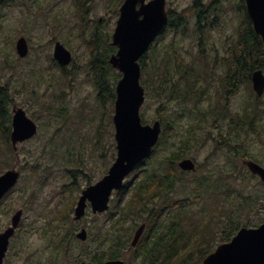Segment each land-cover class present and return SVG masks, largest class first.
<instances>
[{
  "label": "rangeland",
  "instance_id": "1",
  "mask_svg": "<svg viewBox=\"0 0 264 264\" xmlns=\"http://www.w3.org/2000/svg\"><path fill=\"white\" fill-rule=\"evenodd\" d=\"M119 1L91 0L85 16L76 15L72 0H11L0 4V84L7 86L12 94L11 108L15 104L23 106L39 127L34 137L19 145V158L15 151L7 149L0 157L10 156V167L0 163V167L5 166L4 171L13 167L22 171L16 187L0 203V232L11 223L13 213L23 209L21 224L13 236V249L5 264H21L23 260L24 264H34L26 259L35 251L48 250L51 237H57V241L60 237H72L68 249L73 251L85 248L98 250L101 236L107 234L119 218L120 209L130 198L137 181L150 179L155 173L167 175L165 157L168 156L176 162L189 156L197 158L199 163H206L205 159L216 145L209 134L211 130L215 131V124L212 121L205 123L206 120L199 118L198 103L173 97L159 98L156 87L163 84V94L171 95L181 58L195 63L204 73L210 71L211 64H215L214 69H220L216 63L227 53L229 44L237 39L243 20L238 11V0H222L216 10L219 24L205 31L202 43L193 24L196 19L195 0H167V10L176 15L174 21H178L181 13L185 24L180 25L177 31L168 27L148 51L145 64L149 84L143 82L142 73L146 99L141 116L147 123L160 118L163 123L171 122L176 128L167 134L146 164L128 176L126 192H114L108 211L93 213L89 207L84 218L74 220V207L82 189L89 182L103 177L117 155L112 117L115 103L110 97L99 98L89 60L94 54L93 49H97L95 54L99 53L102 60L112 54V34L119 16L117 6L123 0ZM101 17L105 20L99 23ZM96 28L100 37L95 39H99V43L91 47L87 38ZM21 36H25L30 45L26 57H21L16 48ZM58 40L73 53V61L65 69L54 60V45ZM107 70L111 84L116 85L121 72L112 66ZM152 77L155 83L150 81ZM200 83L209 91V96L220 89L216 87V78L210 81L202 78ZM239 90L232 100V114L236 119L239 117L236 113H240L237 111L245 106L247 99H252L247 86L243 85ZM255 131L248 134V148L254 156L264 158V144L259 141V132ZM3 142L0 137V146ZM203 172L209 173V170ZM169 174L174 176L173 172ZM178 175L171 178V193L177 198L192 197L191 189L196 179L208 178L197 177L181 169ZM205 185L208 193L200 202H190L173 210L168 203V208L159 218L162 224L158 225L164 233L183 235L177 243V247L184 251L183 256L175 264H203L205 255L217 247L223 229L210 244H194V236L202 227L201 221L207 215H218L216 206L225 213L224 219H228L230 212V216L240 213L237 219L242 223L251 221L255 225L264 218L260 210L249 212L247 208L251 199L262 197L264 193L261 183L247 172L234 169L232 177L217 178L214 185L209 178L208 185L211 186ZM115 197L119 199L114 200ZM168 197L158 200L167 201ZM115 204L120 205L116 210ZM114 212L116 216L111 219ZM181 213L189 215L185 225L179 224L178 217L183 215L178 214ZM134 218L138 223L146 219L137 215L127 217L125 237L132 236L138 225L133 222ZM81 228L88 231L86 241L76 236ZM150 232L156 233L155 228L150 226ZM172 239L176 241L177 237Z\"/></svg>",
  "mask_w": 264,
  "mask_h": 264
},
{
  "label": "water",
  "instance_id": "2",
  "mask_svg": "<svg viewBox=\"0 0 264 264\" xmlns=\"http://www.w3.org/2000/svg\"><path fill=\"white\" fill-rule=\"evenodd\" d=\"M248 13L253 21L255 31L264 42V0H246ZM169 16L166 0H125L121 6L113 33L112 45L118 47L110 57V63L122 73L116 86L115 139L117 157L108 172L97 182L83 189L74 212V219H82L90 205L94 213L105 212L110 208L114 190L124 186V179L136 167L150 156L158 143L162 132V123L155 120L152 124L144 123L141 107L145 102L146 90L141 83V59L149 50L157 36L166 28ZM17 52L25 57L29 52V43L25 37L17 41ZM54 58L63 66L72 62V52L60 41L54 48ZM253 88L261 96L264 93V72L256 69L252 74ZM11 141L19 157V143L38 133V124L26 109L20 105L12 108ZM246 164L254 174H260L264 180V168L248 160ZM179 165L184 170L196 169L191 158L182 159ZM21 170L17 167L0 174V202L17 184ZM23 216V209L17 210L11 224L0 232V264L9 248L10 239L15 234ZM146 223L135 233V245L142 235ZM77 237L86 240L88 231L82 228ZM105 264H125L122 260H112ZM203 264H264V222L258 226H242L230 241L220 243L203 259Z\"/></svg>",
  "mask_w": 264,
  "mask_h": 264
},
{
  "label": "flooded vegetation",
  "instance_id": "3",
  "mask_svg": "<svg viewBox=\"0 0 264 264\" xmlns=\"http://www.w3.org/2000/svg\"><path fill=\"white\" fill-rule=\"evenodd\" d=\"M72 1L76 7V15L85 16L88 11L86 7L87 5H90L91 0ZM121 1L122 0H120L119 2ZM123 2L124 0L120 5L117 6L119 16L121 14V6ZM221 3L222 0H195L193 6L195 7V9L198 8V12L195 13L196 19L193 24L196 25V29L200 34V43H202V35L205 33V31L209 28H214V26H217L219 24V22L217 21L218 12L216 10L217 6ZM169 19V23L172 24L170 16ZM104 20L105 18L101 17L99 18L98 22L102 23ZM184 20L185 18H181L178 16V21L176 22L174 31H177L180 25L185 24ZM219 20L221 23V14L219 15ZM94 33H98L97 28L95 29ZM227 57L228 47L227 53L223 57H221V60L219 62L216 63L220 67V69H214L213 66H215V64H211L212 68L210 69V71H208L215 75L214 78H216V80L218 81L216 87L220 89L213 96L208 95L209 91H204L202 98L198 103V109L200 107L204 110L211 111L207 116H199V118L206 120L204 121L205 123L212 121L215 124L213 127L215 131L211 130L209 134L211 135L210 140H213L216 145L214 146L212 153L209 155L208 159H205L207 161L206 163H199L197 161V158L184 156L183 158H180L178 160V164L182 159H193V161L196 163V170H186V172L196 174L197 177H208L210 178V182L212 183V185L216 184L217 178L227 179L232 177L233 171L235 169L237 171H241L242 173L247 172L248 175H252L264 187V180L262 176L260 174H254L246 164V161L251 160L258 163L260 166H262V168H264V158L254 156L253 152L248 148L247 144L248 134L250 133V131L256 132L255 130L259 132L261 139L259 141L264 144V93L259 96L254 91L252 99L250 101L247 99L245 101V106L241 107L237 111L240 112L236 113L237 115H239V117H237V120L235 118V114H232V100L235 93L237 94V91L240 87H243V85L238 86L239 88L237 90H232V85L221 84L217 77V74H223L228 69L227 64L231 60ZM147 59V57H144L142 62H146ZM178 62V73H176V75L178 74L177 78L181 74L179 73V70L182 69V67L179 68L180 65H191V69H195L199 73L198 85H200V90H206V88H202L203 84L201 85L200 81L202 78L207 77L208 72L204 73V70H198L199 67L195 63L189 62L183 58L179 59ZM256 69H262L264 72V66L262 64L261 66H259V68ZM256 69H254L252 73ZM206 79L208 80V78ZM160 121L163 123L161 119ZM207 169L209 170V173L203 172ZM163 177L164 179L162 181V185L168 184V176L163 174ZM165 196L166 192H164L160 198ZM155 203L156 206L160 205L161 211L157 215H161L162 211L166 209L168 205H163V200L158 201V197L156 198ZM258 209H260L264 217V193L262 197L258 196ZM149 216L146 215V219H141V221H139L132 236L131 234H129L127 237H107L106 234L102 235L98 250L92 251L90 249H81L79 251H73L71 249H68L70 239L72 237H60V240L58 241L57 237H51L48 240L50 242V246H47L48 250H45V252L35 251L33 252L32 257H29L26 260L27 262L29 260H32L34 264H105L108 261L117 259L122 260L125 264H175L178 261L169 262V256L174 255L181 260L184 251L182 249H177L176 246L183 235L164 233L163 229L157 231L156 233H151V222H153L155 218H152L151 214ZM133 222L135 224L137 223V221ZM263 222L264 218L260 223L257 224V226L262 224ZM143 223H146V227L138 242L134 245L133 240L135 239V233ZM172 237H177L176 241H174ZM14 238L15 237H11L4 264L7 262L8 255L13 249L11 248V245ZM232 238L233 237H231L229 240L220 239L219 243L230 241ZM43 245L45 246L47 244ZM215 248L216 247H214V249ZM24 263L25 261L23 260L21 264Z\"/></svg>",
  "mask_w": 264,
  "mask_h": 264
},
{
  "label": "trees",
  "instance_id": "4",
  "mask_svg": "<svg viewBox=\"0 0 264 264\" xmlns=\"http://www.w3.org/2000/svg\"><path fill=\"white\" fill-rule=\"evenodd\" d=\"M8 1L11 0H0V4H3ZM237 3H238V10L242 15L243 20L241 25L239 26L237 39L233 40L228 46L227 58L231 60L227 64L228 69L223 74H217V77L221 84L232 85V90H237L239 88L238 86L241 85L247 86L248 93L250 97H252L254 94V89L252 88L251 73L254 69L259 68L261 64L264 66L263 39L261 35H259L254 29L252 19L248 14L245 5V0H238ZM196 9L198 12V8ZM169 14L171 16V19L175 20L176 15H174L172 12H170ZM179 17L183 18V15L180 14ZM82 20H84V18H82ZM174 26L175 25L172 24L170 28L173 29ZM97 36L100 37L99 33L97 34L91 33L90 37L87 38V42L91 47L95 46V43H99V39H95ZM96 50L97 49H93L94 54H92L89 60V66L91 67V70L93 71L94 74L93 83L95 84V87L99 92L98 96L101 100L110 97L111 100L115 101L116 93H115L114 83L111 84L112 81L109 80L108 70H107L108 66H110L108 62L109 56L108 55L105 56L104 60H102L99 56V53L95 54ZM111 50L112 52H114L116 48L113 47ZM148 56H149V52L146 53L145 57ZM147 69L148 67L145 64V62H142V71L144 77L143 82L148 85L149 81L146 78ZM179 73H181L180 76L178 78L174 77L173 79L174 90H172L171 95L168 97L166 96L165 93L163 94V89L161 88L163 84L160 83V86L156 87L158 97L159 98L173 97V98H178V100H184V101L190 100V101H194L195 103H199L204 91L206 92V90H200V85H198L199 73L195 69L192 70L191 65L188 64L183 65L182 69L179 70ZM121 76L122 75L120 73L119 77ZM214 76H215L214 74L208 72L206 78H208V80H211L212 78H214ZM150 81L152 83L156 82L154 77H152ZM109 86H111L110 89ZM12 101H13V97L9 88L7 86H2L0 84V137L3 138V140L5 141L3 142V145L0 146V157L2 152H6V149L9 152H14L13 146L10 142V131L12 128V116H11ZM210 112L211 111L204 110L199 107V111L197 115L201 117H205ZM163 125H164V130L162 137L159 143L157 144V146L155 147V149L153 150L152 156L157 152V148L159 147V145L168 136L167 134L170 133L172 129L175 130L176 128L175 126H173V123L171 122H164ZM9 158L10 156H7L3 159L0 158V163L2 162L3 164H6V167H10ZM149 159H147L146 162ZM165 161L168 163L167 166V176L169 178L168 184L162 185V181L164 179L162 173H155L152 175L150 179H143L139 182H136L132 187V194L130 198L127 200L126 204L123 205L120 209V212L122 213L120 214L119 218H117V220L113 222L112 228L108 230V233L106 234L107 237H124L125 230L127 229L126 218L135 215L140 217H145L146 215L149 216L151 214L152 218H155V220L151 222V226L155 228L156 232L162 230L161 229L162 227L158 225V224H162V222L159 219L161 215L160 214L157 215L161 211V207L160 205L154 206L153 204L156 202V198L158 197L159 199L164 192H166V195H168L169 197L167 201H164L163 205L169 203L172 210L177 207L189 204L190 202H195V201L200 202L202 197L206 193H208L207 192L208 187L205 184L208 185L209 178L206 179L197 178L195 184L192 186L191 189L192 197H185V198L174 197L173 194L171 193L172 192L171 189L173 186V180L171 178L179 176L178 172L180 171V168L176 161H171V156L165 157ZM143 164L144 163L140 164L139 167L143 166ZM4 169L5 166H1L0 173L3 172ZM170 172H173L174 176L170 175L169 174ZM126 190L127 188H123L122 193L126 192ZM116 198L119 199L118 197ZM75 200L73 201L74 203ZM116 203H118V201ZM119 206L120 205L116 204L115 210L118 209ZM216 208L221 214H219L218 212L217 215L218 217L216 216V213L207 215L206 219L204 221H201L202 227L200 228V230L197 231L196 235L194 236L196 237L194 244H198V245L201 244V246H203V244H210L212 241L218 238L216 236L219 234L220 229H223V231L221 232V237L219 238L221 240H229L237 233V231L243 225L246 226L257 225V224L254 225L253 223H251V221H246L243 223L240 222V219H237L238 217H240V213L230 216L231 214L230 212L227 215L228 219H224L225 213H223L221 207L216 206ZM247 208H249V212L251 211L256 212L260 210L258 209V196H255L253 199L249 201ZM178 215H183L178 217V219L180 220L179 224L185 225L186 221L189 218V215L187 214L185 215V213H181ZM114 216H116L115 212L111 215V219H113ZM134 221H137L138 223V219L134 218ZM168 227L170 226L168 225ZM72 235H75V232H72ZM176 248L182 249V247H177V246ZM85 249H90V248H85ZM171 261H180V259H178L174 255H170L169 262Z\"/></svg>",
  "mask_w": 264,
  "mask_h": 264
},
{
  "label": "bare ground",
  "instance_id": "5",
  "mask_svg": "<svg viewBox=\"0 0 264 264\" xmlns=\"http://www.w3.org/2000/svg\"><path fill=\"white\" fill-rule=\"evenodd\" d=\"M76 3V2H75ZM110 113V112H109ZM112 114V113H111ZM12 116V115H11ZM109 116V115H108ZM112 117H113V114H112ZM117 208V207H116ZM118 260V259H117Z\"/></svg>",
  "mask_w": 264,
  "mask_h": 264
}]
</instances>
